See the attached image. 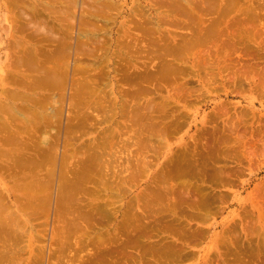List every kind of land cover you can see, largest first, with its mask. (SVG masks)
Instances as JSON below:
<instances>
[{"label":"rangeland","instance_id":"1","mask_svg":"<svg viewBox=\"0 0 264 264\" xmlns=\"http://www.w3.org/2000/svg\"><path fill=\"white\" fill-rule=\"evenodd\" d=\"M15 1L0 0V107L5 106V109L2 108L4 110L0 111L4 112L10 109L9 112L7 111L8 113H0V152L1 150L5 151V153L1 152L2 155L0 154V168H2V170L0 169V198L4 197L1 198L4 199L5 203L2 202V204L6 205V208L3 209L9 207V211L5 210L6 214L3 210L1 213H4L3 217L5 219L9 218V221H13L9 223H15L11 225L12 227L18 225L13 230L10 229L11 227L9 228L12 232L18 229L17 234L14 232L15 234L8 235L11 233L8 232V223H6L8 221L4 222V219L1 218L3 220L1 223L7 224L5 226L8 237L6 235L2 236L3 233L0 234V248L4 250L11 242L16 241L15 248H12L15 253L9 252V247L6 249L10 258L7 254L0 255L1 257L4 256L2 257L3 260L7 259L8 262L4 261V263L264 264V0H228L230 3L227 8L228 11L224 10L227 7L226 0H190L195 11L193 14L188 15L185 13L187 6L184 0H55L56 3L51 0L54 5L50 3V0H17L16 3ZM173 3L179 5L174 6L177 7L175 10L172 9ZM50 4L52 7H49ZM29 5L34 6L33 12L31 11L33 6L30 7V11L34 13V16L41 12L35 18H32L35 24L31 22L33 26L35 25L34 28L38 27L40 30L34 29L33 26L31 28L32 24L29 25L30 19L26 15L29 13L26 8ZM178 8L181 10L179 11ZM26 10L28 13H26ZM53 10L54 13L52 14ZM42 12L43 15L40 16ZM21 13L23 15L26 13L25 18H27L21 24L29 25L24 29H31L25 34L23 28L18 29L24 25L17 27L20 24V18L16 14L22 18ZM31 13H29L30 16ZM62 21L67 22L64 24ZM15 29L17 30L14 31ZM32 29L36 30L38 34L41 30L48 33L44 31L46 33L44 36L41 31V37L35 34V38L32 36L30 41L28 39V37L31 38L30 33H36ZM36 36L39 39H36ZM77 36H80L79 39ZM136 36L141 37V42L136 41L135 38H138ZM50 37L57 40L67 38L63 40L65 44L60 45H64L62 47L64 49L61 51L63 55H65L64 51H67L66 42L71 41V46L74 45L75 47L72 46L70 49H73L74 52L69 49L68 52L70 54L72 51L71 53L74 56L76 45H78L76 42L80 38L82 42H86V45L90 43L94 47L99 46L98 52V49L91 47L96 49L97 54H92L94 57L97 55V58L95 59L88 54H85V57L82 54L79 58L84 57L79 60L78 57L75 58L70 54L72 57L70 59L69 54H67L65 59L64 56L61 57V59L63 58L62 63L59 64L61 61L58 63L60 66L56 65L57 60L54 61L52 58L54 64L50 60L53 66L51 63L50 68L46 65L48 69L44 64L50 62L49 59H45L48 54L41 56L42 52L40 51H44V55L49 51L50 57L56 55V52L60 49L59 44L62 42L57 41L59 42L57 46L56 40L48 39ZM196 37H199V40L195 39ZM19 42L23 43V46H20V49L22 47L21 53L23 56H26L25 54L29 51L28 48H32L29 52L35 49L33 51L35 53L31 52L35 56L33 55L29 59V62L34 60L35 64L34 62L32 64L36 66L35 68L33 65V67H30L31 65L25 61V57V59L23 58L24 62L29 65L22 64L19 66L18 62L22 59V55L19 53L20 50L18 52L16 49V47H19L16 46ZM11 45L13 49H11ZM54 45L58 49H51ZM181 45L183 48L178 53L177 51ZM86 47L87 49L90 48ZM24 50H27L26 53ZM54 51L56 52L54 53ZM120 52L125 54H120ZM37 53L38 55H36ZM31 55L27 54L29 57ZM58 55L59 53L57 58L61 54ZM75 56L77 55L75 54ZM36 57L38 58L35 59ZM164 63L167 64L166 67L168 68L165 67L162 72ZM12 64L15 65H13L14 68ZM42 64L48 71L50 69L54 70L55 66L60 67V69L67 66L68 68L65 67L64 69L65 71L67 69L68 73L73 72L76 65L79 67L82 65L85 71L87 67L92 68L93 73H95L94 77L97 73L102 71V74L104 72L103 81L101 80L103 77L101 79L98 75V78L95 77L97 80L102 81L98 80V83L101 84L104 92L100 90L98 83L95 84V91L99 88L100 91L97 90L96 93L98 95L102 93L101 99L113 93L111 97L103 99L105 100V106L108 105L107 108L111 103L117 102V105L115 104V110L118 109L117 112L121 111L124 104L126 107L128 106V109L131 108L129 105L134 108L137 102L139 104V101L143 105L148 104V102H153V105L154 103L157 104L156 107L154 106L156 112L153 115H155V119L156 117L160 118L159 122L163 123V130L161 133L155 134L153 139L145 137L149 140V143L143 137L144 142L149 146L152 144L150 147L147 145L149 149L145 148L142 152L146 154L143 157L146 156L148 157L146 159L149 160L148 169H144L147 170V173L144 172L146 174L142 172L141 175L139 173L135 175L133 171L135 168L133 166L139 164L137 160L139 156L140 161L143 158L141 154H138L137 146L132 144L136 141V136L134 137L135 134H133L135 130L125 131L127 129H123L125 132L121 134V128H123L127 118L118 114L116 119L105 121L106 109L103 111L99 109L100 112L95 109L100 104L95 105L94 102L92 103L95 105L93 109L96 112L92 109V104L89 105V102L78 105V101L79 103L83 102L78 100L81 83L78 84L79 89L76 88L79 90V93L75 94V96L78 95V98H73L74 89L72 86L74 85L71 86V83L74 84L73 81L81 76L78 79L80 80L85 71L80 68L77 69V66L74 71L80 69L79 71H83V73L77 76L76 71L75 74H72L75 77H73L74 79L71 73L67 76V74H63L65 71H62L61 74L67 76L64 79L69 81L66 80L67 82L64 83L63 79V86L58 84L59 86L54 87L58 86V88L54 90H52V86H49L51 90H48L49 88L45 89V84L42 83V76L44 75ZM16 66L22 68L17 71ZM12 68L16 70L13 71ZM28 69L31 70V73L26 72ZM33 69L36 70L33 72ZM90 69L88 70L92 72ZM140 71L142 74L140 75H145L146 79L138 76ZM146 71H150L152 74ZM127 72L131 74H126ZM16 73L17 76L14 77L13 74L16 75ZM86 74L89 73H85L83 77ZM101 74L99 73V75ZM106 74L108 77H106ZM24 75L29 78L28 81L24 79L26 78L23 77ZM62 75L60 76L62 77ZM90 75H87L88 80L93 77L91 75L90 78ZM146 75H151V77H146ZM87 76L84 79L85 82L88 81ZM135 76L145 80H137L133 78ZM9 77H12V80ZM13 77H23L16 80L23 81L22 83H25L23 87L28 89L20 88L22 86L21 82H19L21 86L19 83L14 85L10 82L14 80ZM36 78L39 79V83ZM95 78L93 81L96 83ZM133 79L139 81L141 86H138L139 83ZM81 81L84 83L83 78ZM26 83L29 87L26 86ZM30 84H33V86ZM138 88L147 91L141 92V99H135L134 96L135 101L133 100V102L131 99L133 96L130 97L129 94L131 92L132 94L138 93ZM11 92H20V95L15 93L19 96H15V94L13 96ZM47 95L51 96L48 97ZM45 96L50 100L52 98L54 104H51L53 102H50V100L44 103L42 101L37 102L43 100ZM28 98L32 100L27 102ZM127 99L130 101L128 102L129 105L126 103ZM32 101L38 104L36 105ZM162 104L167 105L163 106ZM27 105H30L28 108L33 110L30 111L34 114L31 113L32 117L29 114L27 115ZM111 105L114 106V104ZM101 106L105 107L103 104ZM164 107H166V109H163L164 112L161 110V112H158L159 109ZM11 108L15 109L14 114H9L12 111ZM19 108L29 118L25 114H21ZM17 110L19 113L16 112ZM53 110L55 112L52 114ZM109 110L110 115L114 113L111 111H115L112 106ZM87 112L88 114L89 112H95L97 116L93 113L96 117L94 120L92 119L94 116L90 114L89 118L87 114L89 120H92L91 124L90 121L86 123L88 120L86 121L85 118L83 119L80 116ZM9 115H12V118L15 117L11 120ZM17 117L23 119L16 120ZM84 124L87 126L85 127ZM118 124L119 126L121 124L119 129L116 126ZM7 125H9V128ZM5 130L8 131L9 135L5 134ZM111 132L112 138H116H113L111 148H109L110 146L105 148L106 155H103L106 156L104 161L110 162H107L109 166L107 163V165L101 163L104 165L103 170L99 171V168L102 167L99 165L97 171L96 169L93 170L94 175L92 174V178H94L92 180L85 179L87 180L85 181L82 180V177L81 181L83 182H81L80 177L77 178V175L78 172L84 170L82 162L93 152V148H97L99 145L102 146L100 142H103L102 140L105 139L106 135L109 136ZM117 132L118 134H116ZM3 134L6 136H3ZM115 134L116 136H114ZM149 134L146 132V136ZM7 136H11V139L15 140H11L13 144H9L12 142L6 140ZM1 137L4 138V144L1 143ZM129 138L132 139L129 140ZM114 140L117 141L115 144ZM127 140L133 146L129 145L130 142ZM121 141H127L129 145L127 147L131 146V149L125 146L129 153L128 150L123 149V145H127V143ZM51 145L55 147L53 150L48 151L49 148L52 149ZM120 147L122 151H126L125 154H121ZM42 148H48L46 150L48 153L44 150L45 153L42 152L41 154ZM100 148L102 147L97 148L99 152H101ZM234 149L235 151H233ZM116 150H119L118 153H114ZM35 151L36 154L33 153ZM43 153L44 155L47 153V156L45 155L46 159L50 157L49 160H51L47 162ZM51 153L52 156H49L48 154L51 155ZM10 154L12 157H14V154H18L15 156L17 158L22 154L21 160L26 159L29 161L28 158L32 160L34 157L38 158L35 162L42 159L39 163L41 161L43 163L46 160L47 165L43 163L41 166L44 165V167L41 169L35 168V166L28 168V166H25L26 161L23 160L24 165L21 168L15 167L14 162L11 163L13 160H8L9 157L12 159ZM114 154L116 155L114 156ZM29 155L33 158L31 156L32 159L26 157ZM41 155L44 159L40 158ZM184 156L186 160H191V158H193L192 160H196V158L201 160L202 157H211V159L217 161H215V165L219 166L218 168L226 166L227 168L224 167L226 171L231 169L233 171L228 170V172L231 174L237 173L232 174L234 175L232 176V183L222 184V186L221 183L213 184L210 181L203 183L200 178L191 175L197 173L193 171L189 173L192 177L187 174L188 177H185L187 179L175 177V180L174 176L172 179L171 177L175 172L173 169L179 165L177 163L175 165V162H178L179 157L182 158L183 162H186ZM52 160H55V162ZM84 163H86V160ZM121 163L123 168H121ZM129 163L134 164L132 168H130ZM117 164L119 167H117ZM105 166L109 169H106ZM3 167H5V170H3ZM24 167L27 168L24 169ZM33 168L34 170H32ZM161 169L164 172L166 169V173L171 172L169 173L171 179L169 175L168 179L161 178ZM105 172L109 173L107 179L105 178L107 183L101 181L104 180ZM114 172L120 174H114ZM133 173L134 175H132ZM34 174L37 175L36 178L40 179L39 183L41 182L42 185L38 182V184L35 183L37 185L32 183L36 180ZM72 179L77 182H73L76 184L74 186L77 189L70 188L72 185L70 180L72 181ZM123 180H126L124 181L126 183ZM65 181L70 182L67 183L69 191L66 188ZM182 182H186L185 188L188 186L194 190L203 185L202 187L206 189L205 192L215 194L217 199V202L213 205L214 213L209 219H194L190 223L191 231L201 228L204 230V236L193 242L187 241V243L176 238L174 234L172 236L171 233L167 232L164 224L163 227H160L156 220L158 216H147L143 210L145 209V202L154 199V188L163 189L171 183L170 188L174 189L176 185V190V188L179 189L183 185ZM69 184H71L70 187ZM189 184L191 185L189 186ZM27 189L29 190L26 191ZM1 201L3 200H0V204ZM167 202L166 205L170 203V201ZM157 204L154 202V205ZM166 205L164 204L168 208L169 206ZM167 210L169 211V208ZM7 212L10 214L7 215ZM167 220L165 221L167 222ZM169 220L171 224V217ZM138 221L141 223L138 224ZM159 238L160 241L162 239L161 242ZM164 238L165 240H163ZM167 241L170 243L178 241L175 243L179 245L175 252L172 251L173 258L170 261L165 259L166 255L160 249L154 248L157 244H170ZM175 243H171L170 246ZM10 245L11 250V247L14 246H12V243ZM10 255L14 258L17 257L16 260L13 258L14 263H11L13 261ZM5 256H7L6 259ZM1 257L0 261L2 260ZM150 257L154 259L152 260Z\"/></svg>","mask_w":264,"mask_h":264},{"label":"bare ground","instance_id":"2","mask_svg":"<svg viewBox=\"0 0 264 264\" xmlns=\"http://www.w3.org/2000/svg\"><path fill=\"white\" fill-rule=\"evenodd\" d=\"M18 1H21V0H18ZM27 1H29V0H27ZM57 1H59V0H57ZM60 1H62V0H60ZM184 1H185L186 6H187V10H186L185 13H187V15H188V14H193L194 11H195V9L192 7V2H190V0H184ZM226 1H227V2H226L227 7H226L224 10H225V11H228L227 8H228V6L230 5V3L228 2V0H226ZM16 2H17V0L15 1V3H16ZM24 2H25V1H24ZM41 2H42V1H41ZM52 2H53V3H56L55 0H53ZM52 2H51V0H50V3H52ZM63 2L65 3V1H63ZM25 3H27V2H25ZM53 3H52V4H53ZM57 3H58V2H57ZM61 3H62V2H61ZM70 3H71V2H70ZM66 4H67V3H66ZM37 5H38V4H37ZM39 5H40V4H39ZM45 5H46V4H45ZM53 5H54V4H53ZM176 5H177V3H175V5H174V3H173V6H172L173 8H172V9L175 10L177 7L175 8L174 6H176ZM27 6H28V5H27ZM31 6H33V5H31ZM31 6L29 5V7H26L27 10L29 11V13H31V11H32V12L34 11V9H33L34 6H33V7H31ZM46 6H47V5H46ZM177 6H179V5H177ZM30 7H31L32 9H31ZM47 7H48V6H47ZM49 7H52L51 4H50ZM42 8H44V7H42ZM30 9H31V11H30ZM48 9H49V8H48ZM57 9H58V8H57ZM27 10H26V11H27ZM50 10H51V9H50ZM178 10L180 11L181 9L178 8ZM28 11H27L26 13H28ZM37 11H38V10H37ZM47 11H48V10H47ZM56 11H57V10H56ZM179 11H177V12H179ZM58 12H59V10H58ZM58 12H56V13H58ZM23 13H24V12H23ZM23 13H21V16H22L23 20H22L21 17L18 16V14H16V16H17L18 18H20V19H19L20 24H18L17 27H19V25H20V26L24 25V26H22L21 28L19 27L18 29H22V28H23V31H24L23 33L25 34V32L28 33L27 31H28V30H31V29H26V30H25L24 27L27 28V27H29V25L32 24L31 22L34 23V21H32V18H35V16H37V15H38L39 13H41V12H38V14L36 13L37 15H35V16H34V13H31V16H34V17H31L29 13H28V14L25 13V14L27 15V18L30 19V20H29V21H30V24H29V25H28V24H26V25H25V24H21L22 21H23L22 23H24V19H27V18H25L26 15H25V14L23 15ZM53 13H54V10H53L52 14H53ZM59 13H60V12H59ZM62 13H63V12H62ZM19 15H20V14H19ZM28 15H29V17H28ZM41 15H43V12H42V14H40V16H41ZM224 15H225V13H224ZM17 17H16V18H17ZM38 17H39V16H38ZM18 18H17V19H18ZM34 20H35V19H34ZM58 20H60V19H58ZM62 20H63V19H62ZM64 20H65V19H64ZM29 21H28V22H29ZM16 22H18V21L16 20ZM28 22H26V23H28ZM62 22H63V21H62ZM66 22H67V21H66ZM66 22H65V23H66ZM63 23H64V22H63ZM63 23H62V24H63ZM65 23H64V24H65ZM34 24H35V23H34ZM26 26H27V27H26ZM32 26H33V24L31 25V28H32ZM15 27H16V25H15ZM17 27H16V28H17ZM34 27H35V25L33 26V28H34ZM59 27H60V26H59ZM34 29L38 30L39 28L37 27V28H34ZM59 29H60V28H59ZM16 30H17V29H15L14 31H16ZM36 30H33V29H32V31H35L36 33L29 31V32H31V33H30V34H31V38L28 37L29 34L27 35V37H28V39H30V41L32 40V36L34 37L35 34H38V32H37ZM39 30H40V29H39ZM61 30H62V29H61ZM68 30H69V28H68ZM18 31H19V30H18ZM41 31L43 32L42 35H44V36H45L46 33H48V32L45 31V30H44V31H45L46 33H45L43 30H41ZM41 31H39V34H38L40 37L42 36V35H40V34L42 33ZM64 32L66 33V31H64ZM68 32H70V31H68ZM68 32H67V33H68ZM32 33H34V34L32 35ZM73 33H74V32H73ZM81 33H82V32H81ZM84 33L86 34V32H84ZM87 34H88V33H87ZM58 35H61V34H58ZM70 35L72 36V33H71ZM84 36H85V35H84ZM198 36H199V35H198ZM27 37H26V39H27ZM57 37H59V36H57ZM79 37H80V36H79ZM79 37L77 36L78 39H79ZM136 37H138V36H136ZM34 38H35V37H34ZM34 38H33V39H34ZM51 38H52V37H50V38H48V39H51ZM64 38H65V37H64ZM64 38H63V39L60 38L59 40L52 38L54 41L56 40L55 42L57 43V46H58V44H59L60 41L64 42V43L60 42V44H59L60 49L56 48L57 46L55 47V45H54V47H51V49H52V48H54L55 50L58 49L57 52L54 51V53L56 52V55H53V56L51 55V57H50V56H49V55H50L49 51L47 52L46 50H45V51H46L47 53H45V55L43 54L44 51H42V50L40 51V52H42V54H40V55H41V56H46V54H48V55L45 57V59H49L48 61H50V60H52V58H53L54 61L57 60V62H55V64L58 65V66H60L59 64L62 63V59H63V58L65 59V55H66V57H67V54H69L68 49H69V50H73V49H70V48H72V46L75 47L74 45L71 46V41H69L70 44H69L68 42H66V45H67V46H70V47L65 46V47L67 48V51H64V52H65V55H63V53H62L61 51H63L64 48H62V47H63L64 45H63V46H60V45L65 44V41H63V40H66L67 38H65V39H64ZM138 38H139V37H138ZM138 38H135L136 41H137V40L140 41V38H141V37H140L139 39H138ZM20 39H21V38H20ZM36 39H39V37L36 36ZM74 39H75V38H74ZM131 39H132V38H131ZM195 39L199 40V37H196ZM71 40H72V38H71ZM80 40H81V41H80ZM80 40H79L80 43H79V41L76 42V43L78 44V45H76L77 47H76V51H75V54H76L77 56H75V54H74V56H73V54L71 53L72 51L70 52V54H71L73 57H75V58L78 57L77 59L80 60V59H82V58L85 56V54H86V55L88 54V55H90V56H91V55L93 56L92 53H96V54H97V52L99 51V49H98L99 46H97V47L95 46V47H94V46H92L90 43H89V44H90V46H89L88 43H87L88 45H86V42H84V41L82 42V39H81V38H80ZM23 41H24V40H23ZM57 41H59V42H57ZM133 41H134V39H133ZM133 41H132V42H133ZM37 42L39 43L40 41L38 40ZM51 42H52V41H51ZM55 42H53V43L56 44ZM118 42H119V41H118ZM132 42H131V43H132ZM140 42H141V41H140ZM53 43H51V44L53 45ZM116 43H117V42H116ZM12 44L15 45L14 43H12ZM31 44H32V43H31ZM68 44H69V45H68ZM128 44L130 45V42H129ZM128 44H127V46H129ZM132 44H133V43H132ZM7 45H8V44H7ZM21 45L23 46V43L21 44L20 42H19V44L17 43V45H16V46H19V47H16V49L18 50V52H19V50H20L19 53H21V50H22V47H21V49H20V46H21ZM96 45H97V44H96ZM133 45H134V44H133ZM86 46H88V48H89V47H90V48H91V47H94V48H96V49H98V50H97V52H96V49H94V48H91V49L89 48V49H87ZM127 46H126V47H127ZM13 47H14V46H13ZM184 47H185V46H184ZM23 48H25V47H23ZM61 48H62V50H61ZM66 48H65V49H66ZM83 48H84V49H83ZM85 48H86V50H85ZM182 48H183V46L181 45V46L179 47V49H178L177 52L179 53L180 50H181ZM11 49H13V48H12V45H11ZM28 49H29V51L32 50V48H28ZM165 49L167 50V47H166ZM34 50H35V49H34ZM34 50H33V51H34ZM92 50H94L95 52H93ZM24 51H25V50H24ZM24 51H23V54H24ZM26 51H27V50H26ZM26 51H25V53H26ZM29 51L27 52V54H28V55H31V54H32L31 52H33V51H31V52H29ZM66 52H68V53H66ZM73 52H74V50H73ZM76 52H77V53H76ZM33 53H35V52H33ZM51 53H53V51H51ZM58 53H59V55L61 54L60 57H59L60 59L57 58V54H58ZM121 53H123V52H120V54H121ZM178 53H177V54H178ZM16 54H17V53H16ZM27 54H25L26 56H23L22 53L20 54V55H22V57H21L22 59H20V58H19V59H20V61H21V60H23V61H21V62L19 61L21 64L18 62L19 66L22 65V64L28 66L29 64H28L27 62H29V59H30L33 55L35 56V54H32V55L29 57V56H27ZM70 54H69L68 56H69L70 59H71L72 57H71ZM78 54H79V55H78ZM82 54H83L84 56L81 57V58H79V56L82 55ZM117 54H118V53H117ZM124 54H125V53H123V55H124ZM17 55H19V54H17ZM36 55H38V53H37ZM59 55H58V56H59ZM127 55H128V53H127ZM62 56H64V57L61 59ZM90 56H89V57H90ZM92 56H91V57H92ZM95 56H96V57H94V56H93V57L96 59V58H97V55H95ZM19 57H20V56H19ZM24 57H25L26 59H25ZM27 57H28V60H27ZM38 57H39V56H38ZM38 57H36L35 59H37ZM48 57H50V58H48ZM55 57H56V58H55ZM85 57H86V56H85ZM123 57H124V56H123ZM13 58H14V57H13ZM17 58H18V57H17ZM23 58L25 59V61H27V62H26L27 64H25ZM75 58H74V59H75ZM99 58H100V57L98 56V59H99ZM125 58H126V57H125ZM58 59H59V60H58ZM77 59H75V60H77ZM17 60H18V59H17ZM17 60H16V61H17ZM53 60H52V62H53V64H54V61H53ZM31 61H32V60H31ZM59 61H61V62L59 63ZM77 61H78V60H77ZM22 62H23V63H22ZM33 62H34V60H33ZM33 62H29L30 65H31L30 67H33V66H34L35 62H34V64H32ZM52 62H51V61L48 62V63L45 62V63H44V64H45V67H47L46 65H48V67H49L50 63H51V65L53 66ZM100 62H101V61H100ZM15 63H16V62H15ZM42 63H43V62H42ZM58 63H59V64H58ZM75 63H76V62H75ZM93 63H95V62H93ZM18 64L16 63V65H18ZM44 64H42L43 67H44ZM13 65H14V64H12V67L14 68L15 65H14V66H13ZM32 65H33V66H32ZM27 66H25V67H27ZM52 66H51V67H52ZM58 66H55V67H54V70H55V71H54L53 69H50V70L48 71L47 69H45V67L43 68V72H42V73H44V75L42 76V77H43V81H42V83L45 84V89H48L49 86H52V90H54V89L58 88L59 85L63 86L64 83H66L67 81H69V80L64 79V78H66L67 76H69L70 73H71V75H72V74H75L76 71H77L76 75L79 76V75H82V73H83L82 70H81L82 72H80L79 70H80V69H83V70L85 69V68H83L84 66H82V65H81L82 68L79 67L78 65H76V66L74 67V69H75L77 66H78L77 69H78V68H80V69H79V70L76 69V71H74V69H73V72L71 71L70 73H68V72H67V69H66V71H65V69H64V68L67 67V66L62 67L63 70H62V68L60 69V67H58ZM95 66H96V64H95ZM163 66H164V67H163L162 70H161L162 72L164 71V68L167 66V64L164 63ZM23 67H24V66H23ZM30 67H29V68H30ZM35 67H36V66H34V68H35ZM48 67H47V68H48ZM93 67H94V66H93ZM13 68H12V69H13ZM15 68L17 69V71H19L18 69H20V68H22V67H17V66H16ZM49 68H50V67H49ZM49 68H48V69H49ZM55 68H57V69H55ZM67 68H68V67H67ZM127 68H128V67H127ZM166 68H168V67H166ZM169 68H170V67H169ZM16 69H13V71L16 70ZM44 69H45V70H44ZM88 69H90V68L87 67V68H86V71L84 70L85 72H84L83 75H82L83 81H84V79H85V77H86L87 75H90V72H91V71H89ZM128 69H129V68H128ZM34 70H36V69H33V72H34ZM56 70H57V71H56ZM58 70H59V71H58ZM60 70H61V71H60ZM90 70H92V68H91ZM28 71H29V72H28ZM30 71H31L30 69L26 70V72H28V73H31ZM44 71H45V72H44ZM62 71H65L63 74H65V75L67 74V76L62 75V74H61ZM78 71H79V73H78ZM87 71H89V72H87ZM93 71H94V70H92V72H91V73H92L91 75H92L93 77L91 78V75L89 76V77L91 78V79H89L90 81L88 80V76H87V78H86L89 82L86 80L87 82L84 81V83H82V81H81L82 78H81L80 80H78V79L81 77V76H80V77L77 78V80L75 79V80L73 81L74 84L71 83V86L74 85V86H72V88H73L74 90H75L76 88H78V86L80 85V83H81V85H82V86L79 87L80 89L78 88L79 90H81V92H80V94H79V96H80L79 98H80V99L78 98V95L75 96V94H78V93H79V92H78V91H79L78 89H76V91L73 90V95H74L73 98L75 97V98H78V100H80V101L82 100V101H83V102L81 101L82 103H79L78 100H75L76 102L78 101V105H79V104H80V105H81V104H84V102H85V103L89 102V105H90V103L92 104L93 102H94L95 105H99V104H100V106H98V107H96V108L93 107V106H95V105H93V104L91 105V107H92V109L95 108V109L97 110V112H100L99 109H101L102 111L106 109V110H105V113H106V111H107V113H106V117H104V119L106 118L105 121H106L107 119H111V120L116 119L117 116H118V114H119V115H122V116H125V117L127 118V121H125L124 126H123V128H121V129H122V131H123V129H127V130H125V131H133V130H135V131H133V132H134L133 134H135L134 137L136 136V141H135V143H132V144H134V146H137V148H138V149H137V152H139L138 154H141V156H142V158H143V159H141V161H140V160H139V159H140V156L137 154V155L139 156V159H137V160L139 161V164H140V165H139V164H136L135 166H133L134 164L132 165V164L129 163V165L131 166L130 168H132V166H133V168L135 167L134 170H133V171L135 172V175H137L138 173L140 174V173H142V172H143V174H146V173H147V170L145 171L144 169H148V166H149V162H148V161H149V160L146 159V158H148V157H146V156L143 157V156L146 155V154H143L142 152H143V150H144L145 148H148V149H149V147H150L152 144H150V146H149V144H147V143L144 142V141L147 140V139L150 138V137H151L150 139H153V137L155 136V134L161 133V131L163 130V123H162V122H159V121H160V118L158 117V118H159V119H158V118L156 117V119H155V117H154L155 115H153V114L156 112V111H154V108L156 107L157 104L155 105V103H154V105H153V104H152L153 102H152V103H151V102H148V104L146 103L145 105H143L142 103L140 104V101H139V104H138V102H137V104H136V105L134 106V108H133L131 105H129L128 102H130V101H128V99H127V100H126V103H128V105H129L131 108L128 109V108H127L128 106L126 107V105L124 104V106L121 108V111H120V112H117L118 109L116 108V110H115V106L117 105V102L115 101L116 103H114V102L111 103V104H114V106L111 105V104L109 105V108H111V106H112V107H113V110H115V111H111V112H114V113H113V114L111 113L112 115H110V110H112V109L109 110V108H107L108 105L105 106V100H104V99H105V98H109V97H111V96L113 95V93H112V95H111V94H110V95H107L108 97H105V98L103 97L104 99H103V98L101 99V96H102L101 94H102V93H101L100 95H98V94L96 93V91L98 90V92H99L100 90H102V92H104V90L101 88V84L98 83V82L101 81V80L103 81V79H104V75H103L104 72H103L102 74H101L102 71L99 72V73H100L101 75H103V76L99 75V73L96 74V76H97V75L100 76V77H99L100 79L103 77L101 80L98 79V80H99V81H98V80L95 78L96 76L94 77V74H95V73H93ZM127 71H128V70H127ZM33 72H32V73H33ZM57 72H58V73H57ZM59 72H60V73H59ZM66 72H67V73H66ZM146 72H147V71H146ZM146 72H145V74H147V73L152 74V73H150V71H148L147 73H146ZM162 72H161V73H162ZM22 73H23V72H22ZM42 73H41V74H42ZM85 73H89V74H86V76L83 77V76L85 75ZM129 73H130V72H129ZM129 73L127 72L126 74H129ZM161 73H160V75H161ZM41 74H40V75H41ZM57 74L62 75V77H61L60 75H57ZM78 74H79V75H78ZM130 74H131V73H130ZM140 74H141V71L139 72V75H138V76L145 78V77H144L145 75H144V76H141L142 74H141V75H140ZM162 74H163V73H162ZM11 75H12V73L10 74V76H11ZM27 75H28V74H27ZM29 75H32V74H29ZM76 75H75V76H76ZM132 75H133V74H132ZM132 75H131V76H132ZM13 76H14V77L17 76V73H16V75L13 74ZM20 76H21V74H20ZM64 76H65V77H64ZM77 76H76V77H77ZM98 76H97V78H98ZM129 76H130V75H129ZM138 76H135V77H133V78H135V79H137V80H138V79H139V80H143V81L146 79V78H145V79L138 78ZM147 76H149V75H146V77H147ZM14 77H13V78H14ZM23 77H26V76L24 75ZM23 77H22V78H23ZM73 77H74V76L72 75V78H73ZM106 77H108L107 74H106ZM149 77H151V75H150ZM11 78H12V77H11ZM11 78L9 77L10 80H12ZM17 78H20V77H16V78H14L15 81L13 80V81H10V82H12L14 85H15V84H18L19 82H21L22 86H21L20 83H19V85L21 86L20 88H25V87H23V86H25V85H24L25 83H22L23 81H20V80L17 81V80H16ZM22 78H20V79H22ZM61 78H62V79H61ZM74 78H75V77H74ZM74 78H73V79H74ZM94 78H95V80H97L96 83H95V81H93ZM129 78H130V77H129ZM24 79H27V81H28L29 78L26 77V78H24ZM36 79L38 80L37 82L39 83V79H38V78H36ZM41 79H42V78H41ZM41 79H40V83H41ZM63 79H64V81H65L64 83H62V82H63ZM68 79H69V77H68ZM70 79H71V77H70ZM73 79H72V80H73ZM131 79H132V77H131ZM135 79H133V80H134L135 82H138V83H139V81H137V80H135ZM60 80H62V81H60ZM66 80H67V81H66ZM133 80H132V82H134ZM16 81H17V82H16ZM32 81H33V80H32ZM35 81H36V80L34 79V82H35ZM75 81H76V82L78 81V82L76 83ZM102 81H101V82H102ZM15 82H16V83H15ZM24 82H25V81H24ZM37 82H36V84H38ZM140 82H142V81H140ZM30 83H33V82H30ZM97 83L99 84L98 87H100L101 89L99 90V88L96 86L98 89L95 91V89H96V88H95V84L97 85ZM26 84H27L26 86H28V83H26ZM33 84H35V83H33ZM33 84H30V85L33 86ZM58 84H59V85H58ZM62 84H63V85H62ZM75 84L77 85L76 87H75ZM78 84H79V85H78ZM46 85H48L47 88H46ZM56 85H58V86H57L56 88H54ZM135 85H136V83L134 84V86H135ZM137 85H138V84H137ZM38 86H39V85H38ZM138 86H141L140 83H139ZM28 87H29V86H28ZM41 87H42V86H41ZM42 88H44V87H42ZM135 88H136V87H135ZM25 89H28V88H25ZM30 89H32V88H30ZM133 89H134V88H133ZM136 89H137V88H136ZM136 89H134V90L137 92ZM140 89H141V88H140ZM48 90H51V87H50ZM139 91H140V92H139ZM144 91H147V90H146V89H145V90H144V89L139 90V88H138V93H134V92H133L134 94H132V92H131L129 95H131L130 97L133 96V97L131 98L132 101L134 100V96H135V99H137V98H138V99H141V98H140V96L142 95L141 92L144 93ZM77 92H78V93H77ZM11 93H13V92H11ZM15 93H17V92H15ZM15 93H13L12 95L14 96ZM21 93H22V92H21ZM51 93H53V91H51ZM145 93H147V92H145ZM17 94L20 95V92L17 93ZM19 95H16V94H15V96H19ZM52 95H53V94H52ZM127 95H128V94H127ZM129 95H128V96H129ZM144 95H146V94H144ZM144 95H143V96H144ZM147 95H148V94H147ZM47 96H48V95H47ZM49 96H51V95H49ZM49 96H48V97H49ZM26 97H27V96H26ZM28 97H30V96H28ZM48 97L45 96V98H43V100H44V99H45V100L47 99L46 101H43L42 99H41V100L37 99V100H39V101H37V100H36V101H37V102L42 101V102L44 103V102H47L48 100H50V98H48ZM141 97H142V96H141ZM12 98H13V97H12ZM22 98H23V97H22ZM75 98H74V99H75ZM19 99H20V98H19ZM32 99H33V96H32ZM32 99H31V100H32ZM35 99H36V98H35ZM125 99H126V98H125ZM31 100L28 98L27 102H28V101H31ZM103 100H104V102H103ZM101 101H102L103 103H102ZM134 101H135V100H134ZM134 101H133V102H134ZM32 102H33V101H32ZM50 102H53L52 98H51ZM111 102H112V101H111ZM30 103H31V102H30ZM33 103H35L36 105L38 104V103H36L35 101H34ZM55 103H57V102H55ZM101 103H102L105 107L101 106V105H102ZM124 103H125V102H124ZM135 103H136V102H135ZM149 103H151V104H149ZM27 104H28V103H27ZM35 104H33V105H35ZM51 104H54V102L51 103ZM59 104H60V103H59ZM73 104H74V102H73ZM115 104H116V105H115ZM30 105H32V104H30ZM30 105H29V106H30ZM150 105H151V106H150ZM162 105H163V104H162ZM165 105H167V104H165ZM165 105H163V106H165ZM29 106L27 105L26 107L28 108ZM53 106H54V105H53ZM53 106H52V107H53ZM154 106H155V107H154ZM4 107H5V106H4ZM4 107H2V108H4ZM21 107H23V106H21ZM34 107H35V106H34ZM89 107H90V106H89ZM89 107H87V108H89ZM99 107H100V108H99ZM102 107H103V109H102ZM125 107L127 108V110H125V109H126ZM157 107H158V106H157ZM161 107H162V106H161ZM161 107H160V108H161ZM166 107H167V106H166ZM166 107H164V108H162V109H159V111H158V110H157V111H158V112H161V111L164 112L163 109H166ZM0 108H1V107H0ZM2 108H1L0 110H2ZM8 108H10V107L8 106ZM23 108H24V107H23ZM31 108H32V106H31ZM53 108H54V107H53ZM57 108H58V107H57ZM97 108H98V109H97ZM167 108H168V107H167ZM4 109H5V108H4ZM4 109H3V110H4ZM19 109H21V108H19ZM24 109H25V108H24ZM28 109H30V108H28ZM28 109L26 110V112H27V115L29 114V116H30L31 113L33 114V112H30V111H33V110H31V109L28 110ZM54 109H55V108H54ZM92 109L89 108V110H92ZM95 109H93V110H95ZM155 109H156V108H155ZM3 110H2V111H3ZM9 110H10V109H7V110H5L4 112H7V111L9 112ZM11 110H12V111H10L9 114H14L15 112L13 113V111H14L15 109L13 110V109L11 108ZM21 110H22V109H21ZM21 110H19V111L21 112V114H25V116H27L26 113H24L23 110H22V111H21ZM48 110H49V109H48ZM96 110H95V112H96ZM160 110H161V111H160ZM2 111H0V113H1ZM28 111H29V112H28ZM51 111H52V110H51ZM153 111H154V112H153ZM165 111H166V110H165ZM4 112H2V113H4ZM8 112H7V113H8ZM11 112H12V113H11ZM16 112H18V110H17ZM54 112H55V111L53 110L52 114H53ZM95 112H93L94 115H95ZM108 112H109V113H108ZM152 112H153V113H152ZM18 113H19V112H18ZM18 113H17V114H18ZM47 113H48V111H47ZM93 113L89 112V114H88V112H87L86 114L84 113V115H80V116H81V118L83 117V119L85 118L84 120H86V121L88 120L86 123H89V121H90V124H91V123H92V120H91V119L89 120V118H90L91 115L94 116ZM87 114L89 115V118H88ZM90 114H91V115H90ZM33 115H34V114H33ZM33 115H31L30 117H32ZM9 116H10L9 118H11V120L15 117L14 115H13V116H14L13 118L11 117L12 115H9ZM25 116H24V117H25ZM84 116H85V117H84ZM95 116H96V115H95ZM95 116H94L92 119H94V118L96 119L97 116H96V117H95ZM18 117H19V116H18ZM18 117L16 118V120L19 119ZM22 117H23V116H22ZM22 117H21V119H19V120H22V119L24 118V117H23V118H22ZM25 118H26V117H25ZM27 118H29V117L27 116ZM78 118H79V117H78ZM83 119H82V120H83ZM95 119H94V120H95ZM157 119H158V120H157ZM16 120H14V121H16ZM25 120H26V119H25ZM9 122H10V121H9ZM11 125H12V123H11ZM11 125H10V126H11ZM235 125H236V124H235ZM5 126H6V125H5ZM5 126H3V127H5ZM7 126H8V128H9V125H7ZM84 126L86 127L87 125L84 124ZM116 126H118L117 128L119 129L120 126H121V124H120V126H119V124L116 125ZM236 126H237V125H236ZM11 127H12V126H11ZM124 127H125V128H124ZM5 129H6V128H5ZM128 129H130V130H128ZM10 130H11V128H10ZM6 131H7V130H5V134L7 135L9 129H8L7 133H6ZM122 131H121V134H124L125 131H123V132H122ZM146 132H147V133H150V134L146 136ZM9 134H10V131H9ZM9 134H8V135H9ZM116 134H118V132H117ZM116 134H115L114 136H116ZM6 135L3 134V136H6ZM11 135H12V134H11ZM3 136H2V137H3ZM112 136H113V135H112V132L109 134V136L106 135L105 139L103 138L104 140H102L103 142H100V144L102 143V144H101L102 146H100V145L98 146V144H97V146H98V147H97V146L95 145L98 149H99V147H102V148H103V149L100 148L101 152H99L97 148H93V147H92V148H93V150H92L93 152L90 151V152H92V153H91V154L89 153L90 155L88 156V158L86 157L88 160L85 159V160H86V163H84L85 160L82 162V163L84 164V165L82 164L83 167H84V170H83V168H82V170H83L84 172L81 171L82 174H81V172H78V175H77L78 177H77V178L80 177V181H81L82 177H83L82 180H85V179H87L88 181L92 180V179L94 178V177L92 178V174L94 175L93 170L95 171V169H96V171H97L98 168H99L98 166L101 165L102 167L100 166L101 168H99V171H101V170H103L102 168L104 167V165H107L108 163H110V162H108V161H107L108 163H107L106 161H104V159H105L106 156H103V155H106L105 148L108 147V146H110V145H112V143H113V138H116V137H113V138H112ZM228 136H229V135H228ZM228 136H227V137H228ZM2 137H1V139H2L1 143H3V141H4V140H3L4 138H2ZM13 137H15V136H13ZM117 137H118V135H117ZM132 137H133V136H132ZM134 137H133V138H134ZM143 137H144V138L146 137L147 139L145 138V140H144ZM5 138H6V137H5ZM131 139H132V138H131ZM131 139L129 138V140H131ZM6 140H8V142H9V141H10V142L15 141V140H13V138L11 139V136H10V137L7 136V139H6ZM11 140H12V141H11ZM127 141H128V140H127ZM127 141H125V142L127 143V145H123V149L125 148L124 150L131 149V146H133V145L131 144V142L128 141V142H130L129 145H131V146H130V147H127V146H129ZM132 141L134 142V139H133ZM150 141H151V140H150ZM222 141H223V140H222ZM222 141H221V142H222ZM5 142H6V141H5ZM115 142H117V141L114 140V144H115ZM121 142H123V141H121ZM125 142H123V143H125ZM147 142L149 143V140H147ZM6 143H7V142H6ZM14 143H15V142H14ZM145 143H146V144H145ZM152 143H154V142H152ZM3 144H4V143H3ZM9 144H13V142H12V143H9ZM223 144H225V143H223ZM238 144H239V143H238ZM0 145H1V144H0ZM5 145H6V144H5ZM147 145H148L149 147H147ZM220 145H222V143H220ZM3 146H4V145H3ZM52 146H53V145H51V148H52V149H50V148L48 149V148H47L48 151L54 149L55 146H53V147H52ZM90 146H91V145H90ZM92 146H93V144H92ZM125 146H126L128 149H126ZM239 146H240V145H239ZM239 146H238V147H239ZM111 147H112V146H110L109 148H111ZM87 148H88V147H87ZM230 148H232V147H230ZM230 148H228V149L230 150ZM47 149H45V148L43 149V148H42L41 154H42V152L45 153V151H46ZM95 149H96V150H95ZM120 149H121V151H120L121 154H125L126 151H125V152L122 151V148H121V147H120ZM212 149H213V148H212ZM232 149H233V148H232ZM44 150H45V151H44ZM146 150H147V149H146ZM21 151H22V150H21ZM117 151H119V150H116V152H114V153H118ZM131 151H132V150H131ZM210 151H211V150H210ZM233 151H235V149H234ZM1 152H4V153H5V151H2V150H1ZM1 152H0V154H1ZM46 152H47V151H46ZM4 153H3V155H4ZM8 153H10V152H8ZM8 153H6L7 156H9ZM19 153H20V152H19ZM33 153L36 154V151L33 152ZM44 153H43V155H44ZM47 153H48V152H47ZM47 153H46V154H47ZM104 153H105V154H104ZM107 153H108V152H107ZM128 153H129V150H128ZM205 153H206V152H205ZM11 154H13V153H11ZM11 154H10V155H11ZM22 154H23V152H22ZM22 154H20V155L18 156V158L15 157V156H17L18 154H17V155L14 154V157H12V155H11L12 159H10V157H9L8 160H10V161L13 160L11 163L14 162L15 167L18 166V167L21 168V166L24 165L23 160H25V161H26L25 166H28V168H29V167H34V166H35V168H39V169H41V168L44 167V165L41 166L43 163H44L45 165H47V164L45 163L46 160H47V162L51 160V159L49 160L50 157H48V159H46V158H47V157H46V156H47L46 154H45L46 156L44 155L46 160H44L45 162H43V163H42V161H41V163H39L40 160H42V159H40V158H43L42 155H41V157L38 156V157H40V158H39V159H40L39 162H37V161L35 162V160H36V159L38 160V158H35V157H34V159H32L33 156H31V155L26 156V157L28 158V157L31 156L32 158H31V157H30V158H31L32 160H30L29 158H28L29 161H27L26 159L21 160V157H22L21 155H22ZM37 154H38V153H37ZM39 154H40V153H39ZM39 154H38V155H39ZM121 154H120V155H121ZM210 154H211V153H210ZM1 155H2V154H1ZM24 155H25V154H24ZM24 155H23V156H24ZM48 155H49V156H52V153H51V155H50V154H48ZM115 155H116V154H114V156H115ZM4 156H6V155H4ZM35 156H36V155H35ZM110 156H111V155H110ZM121 157H122V156H121ZM1 158H2V156H1ZM23 158H24V157H23ZM51 158L53 159V157H51ZM179 158H180V157H179ZM179 158H178V162H175L176 159L174 158V160H175V161H174V162H175V165H176V163L179 164V165L175 166L174 169H173V168H170V169H173V171L176 172V173L174 172V174L172 175V177H171L172 179H173V176H174V179H175V177H177V178L180 177V179H181V177H182V178L188 177V175H190L189 173H190L191 171H193V172H197V173H196V174H191V175H192L193 177L200 178V179H201L200 181H202L203 183H205L206 181H207V182L210 181V182L213 183V184L221 183V186H222V184H226V183L229 184L230 182L232 183V176L235 175L234 173H237V172H234V173H232V174H234V175H232L230 172H232L233 170L231 171V169H230V170L228 169L230 172H228V170L226 171V169H225V168H227L226 166H224L225 168H224L223 166H222L223 168H222V167L218 168L219 166L215 165V161H216V160L214 161L213 159H211V157H207V156H206V157H202L201 160H200V158H199V160H198L196 157H194V158H196V160H192L193 158H191V160L194 161V162H192V161L189 160V159L186 160V157H185V156H184V158H185L186 162H183L182 158H180V159H179ZM188 158H189V157H188ZM43 159H44V158H43ZM102 159H103V161H102ZM135 159H136V158H135ZM82 160H83V159H82ZM105 160H106V159H105ZM130 160H131V159H130ZM172 160H173V159H172ZM188 160H189V161H188ZM236 160H238V159H236ZM52 161L55 162V160H52ZM109 161H110V159H109ZM117 161H118V160H117ZM117 161H116V162H117ZM216 162H217V161H216ZM101 163L104 164V165H102ZM106 163H107V164H106ZM118 163H119V162H118ZM172 163H173V162H172ZM49 164H50V163H49ZM51 164H52V163H51ZM126 164H127V162H126ZM2 165H3V164H2ZM12 165H13V164H12ZM39 165H40V167H39ZM121 165H122V163H121ZM121 165H120V166H121ZM0 166H1V165H0ZM36 166H38V167H36ZM108 166H109V164H108ZM126 166H127V165H126ZM168 166H169V165H168ZM170 166H171V165H170ZM216 166H217V167H216ZM10 167H11V166H10ZM13 167H14V166H13ZM45 167H46V166H45ZM94 167H95V168H94ZM117 167H119L118 164H117ZM8 168H9V167H8ZM25 168H27V167H24V169H25ZM105 168H106V169H109V167L107 168V166H105ZM121 168H123V165L121 166ZM121 168H120V169H121ZM124 168H126V167H124ZM127 168L130 169L129 166H127ZM0 169L2 170V168H0ZM39 169H38V170H39ZM3 170H5V167H3ZM6 170H8V169L6 168ZM26 170H30V169H26ZM32 170H34V168H33ZM125 170H126V169H125ZM161 170H162V169H161ZM161 170H160L161 174H160V172H158V173L160 174V177H161V178H162V177L167 178L168 175H169V173H171V172H169L170 170L168 171L169 173H166V169H165V172H164L163 170H162V171H161ZM167 170H168V169H167ZM36 171H37V169H36ZM36 171H35V172H36ZM126 171H127V170H126ZM173 171H172V173H173ZM234 171H235V170H234ZM236 171H237V170H236ZM32 172H33V171H32ZM106 172H107V171H106ZM106 172H105V173H106ZM144 172H146V173H144ZM239 172H240V170H239ZM239 172H238V173H239ZM79 173H80V174H79ZM97 173H98V172H97ZM103 173H104V172H103ZM116 173H117V172H116ZM116 173L114 172V174H116ZM31 174H32V173H31ZM36 174H38V173L36 172ZM48 174L50 175L51 172L48 173ZM108 174H109V173L104 174L105 176H104V180H101L102 182H106V183H107V180H106V179H107V177L109 176ZM117 174L119 175L120 173H117ZM166 174H167V175H166ZM187 174H188V175H187ZM132 175H134V173H133ZM140 175H141V174H140ZM191 175H190V176H191ZM34 176H35V174H34ZM34 176H33V177H34ZM36 176H37V175H36ZM36 176H35V178H36ZM115 176H116V175H115ZM170 176H171V175H169V178H170ZM192 176H191V177H192ZM33 177H32V178H33ZM101 177H102V176H101ZM110 177H111V176H110ZM155 177H156V176H155ZM155 177H154V178H155ZM105 178H106V179H105ZM171 178H170V179H171ZM33 179H34V178H33ZM33 179H32V181H33ZM70 179H71V178H70ZM102 179H103V177H102ZM167 179H168V178H167ZM185 179H187V178H185ZM34 180H35V179H34ZM67 180H68V179H67ZM67 180H66V181H67ZM87 180H85V181H87ZM175 180H176V179H175ZM183 180H184V179H183ZM183 180H182V181H183ZM195 180H196V179H195ZM32 181H31V182H32ZM39 181H40V179L36 178V180L33 181L32 183H34V184L37 183V182L39 183ZM66 181H65V183H66V188H68V187H67V186H68L67 183H68L69 181H68V182H66ZM74 181H75V180H73V179H72V181L70 180V182H72V185L69 184V187H70V185H71V187H70L71 189H74V188L77 189V188L74 186V184L77 183V182L75 181V183H73ZM124 181H126V180H123V182H124ZM196 181H197V180H196ZM70 182H69V183H70ZM78 182H79V180H78ZM81 182H83V181H81ZM155 182H156V181H155ZM32 183H31V185H33ZM38 183H37V184H38ZM124 183H126V182H124ZM124 183H123V184H124ZM182 183H183V185H182L181 187L178 186L179 189L176 188V190H175V186H176V185H175V186L173 185V186H174V189H171V188H170V187H171V183H170V185H169L168 187L163 188V189H157V188H154V191H153V192H154V194H155V197H153L154 199H150V200H147V202H145V204H144L145 209H143V210H144V212L147 214V216H148V215H150V216H154V217H155V216H156V217L158 216V219H156V218H155V219L157 220V223H158V225H159L160 227H163V224H164V228L167 230V232L171 233V235L174 234V235L176 236V238H178L179 240L181 239L182 241H184V242L187 243V241H191V242H193V241H196L197 239H199V238H201V237L204 236V230L201 229V228H198V229H196V230H194V231H191V230H190V223H191V221H193L194 219H201V220H207V219H209V218L212 216V214L214 213L213 205H214L215 202H217V201H216L217 199H216V195H215V194H213V193H212V194H211V193L209 194L208 192H205L206 189L202 187L203 185L197 187L196 190H194L193 188L188 187V186H186V188H185V185H187L186 182H182ZM28 184H29V183H28ZM37 184H35V185H37ZM39 184L42 185L41 182H40ZM62 184H63V183H62ZM180 184H181V183H180ZM35 185H34V187H35ZM75 185H76V184H75ZM77 185H79V184H77ZM104 185H106V184L104 183ZM164 185H165V184H164ZM190 185H191V184H189V186H190ZM196 185H197V184H196ZM38 186H39V185H38ZM62 186H63V185H62ZM72 186H74V187H72ZM165 186H166V185H165ZM30 187H31V186H30ZM30 187H28V188H30ZM60 187H61V186H60ZM77 187H78V186H77ZM187 187H188V188H187ZM32 188H33V186H32ZM36 188H37V186H36ZM259 188H260V186H259ZM33 189H34V188H33ZM59 189H60V188H59ZM71 189H70V190H71ZM28 190H29V189H27L26 191H28ZM35 190H37V189H35ZM35 190H34V191H35ZM66 190H67V189H66ZM66 190H65V192H66ZM68 191H69V188H68ZM71 191H73V190H71ZM71 191H70V193H71ZM195 191H196V192H195ZM63 192H64V191H63ZM0 196H1V195H0ZM3 196H4V195H3ZM1 198H4V197H1ZM1 198H0V200H3V201H1V204H0V214H2V215H0V234L3 233L2 236L8 234V232H9V233H10V232L12 233V234L10 233V234H8V235H13L14 232L17 234V230H18V229H17L16 231H14V232H12L11 230H13V228H14L15 226H18V225L16 224L14 227H12L11 225H14L15 223H14V224H13V223L11 224V223H9V222H13V221H9V220H10L9 218H8V219H9V220H8V219H5V218L3 217L4 213L6 214V211H9V207H7V209H5L6 211L3 209V208H6V205L4 206V205L2 204V202L4 203V199H1ZM152 201H154L156 204H157V203H158V204H157V205H154V202H153V204H152ZM166 201H168V202L170 201V203H169L168 205H166ZM171 201H173V202H171ZM168 202H167V203H168ZM4 204H5V203H4ZM164 204H165L166 206H169V207H168V208H169V211L167 210L168 208L164 206ZM160 206H161V207H160ZM155 207H157V208L155 209ZM2 210L5 211V212H4V213H1V212H3ZM149 211H150V213H149ZM81 213H82V212H81ZM148 213H149V214H148ZM9 214H10V213L7 212V215H9ZM7 215H5V216H7ZM10 216H11V215H10ZM10 216H9V217H10ZM11 217H12V216H11ZM168 217H169V219H170V217H171V222H172L171 224L169 223L170 220L168 219ZM1 218L4 219V222L8 221V222H6V223H8V225H7L6 223H3L4 226H5V224L7 225V228H8V229L11 227V228H10L11 230L9 229L8 232H7V230H6V229H7L6 226L4 227L3 224L1 223V222H3V220H2ZM140 219H141V218H140ZM167 219H168L169 221H168ZM1 220H2V221H1ZM165 220H167L168 223H167ZM141 221H142V220H141ZM164 221H165V222H164ZM139 222H140V221H138L137 223L139 224ZM155 222H156V221H155ZM140 223H141V222H140ZM157 223H156V224H157ZM124 225H126V224H124ZM141 225H142V224H141ZM141 225H140V226H141ZM8 226H9V227H8ZM2 228H3V229H2ZM4 228H5V229H4ZM1 229H2L3 231H2ZM5 230H6V231H5ZM6 232H7V233H6ZM155 232H156V231H155ZM160 232H161V231H160ZM160 232H159V233H160ZM15 233H14V234H15ZM156 233H158V232H156ZM161 233H162V232H161ZM165 233H166V232H165ZM150 234H151V233H150ZM8 235H6V236L8 237ZM138 235H139V234H138ZM155 235H156V234H155ZM6 236H5V237H6ZM165 236H166V234H165ZM172 236H173V235H172ZM177 236H178V237H177ZM7 237H6V238H7ZM12 237H15V236H12ZM167 237H168V236H167ZM6 238H5V241L7 240ZM139 238H140V237H139ZM16 239H17V238H16ZM168 239H169V237H168ZM163 240H165V238H164ZM179 240H178V241H179ZM17 241H18V240H17ZM159 241H160V238H159ZM161 241H162V239H161ZM161 241H160V242H161ZM170 241H171V240H170ZM172 241H173V239H172ZM178 241H174V242H171V243L173 244V243L178 242ZM6 242H7V241H6ZM15 242H16V241H15ZM15 242H14V243L11 242V243L13 244L12 246H14V247H11V250H10V246H11L10 244H11V243H10L9 246H8L9 248L6 246V248H5L4 250H6V249L8 248V249H9V250H8L9 252L12 251V250H13L12 248H15V246H16V245H14V244H16ZM157 242H158V241H157ZM168 242H169V241H167V243H168ZM165 243H166V241H165ZM165 243H161V244H159V245L156 243L157 245L154 246V248H156V249H160V250L166 255L165 259H166L167 261H170V259L172 260V258H173L172 251L175 252L176 248L179 247V245H178L177 243H175L174 245H171V246H170V244H171L170 242H169L170 244H167V245H165ZM154 244H155V243H154ZM154 244H153V245H154ZM176 244H177V246H175ZM3 245H4V244H3ZM153 245H152V247H153ZM0 249H1V248H0ZM1 250H2L3 252H2ZM1 250H0V255H1V254H2V255L7 254V252H8L7 250H6V251H4L3 249H1ZM15 251H16V250H15ZM5 252H6V253H5ZM9 252H8V253H9ZM12 252L15 253L14 251H12ZM12 252H11V253H12ZM8 255H9V254H7V256H8ZM16 255H17V254H16ZM7 256H5V259L7 258ZM10 256H11V255H10ZM0 257H1V256H0ZM2 257H4V256H2ZM2 257H1V259H2ZM8 258H10V257L8 256ZM11 258H12L11 260L13 261V262H11V263H14L15 260H16L15 258H17V257L14 258V256H11ZM13 258H14L15 260H13ZM150 258H151V257H150ZM151 259H152V258H151ZM151 259H150V260H151ZM153 259H154V258H153ZM153 259H152V260H153ZM2 260H3V259H2ZM2 260H1V261H2ZM1 261H0L1 264H6V262L4 263V261H7V259H6V260H3V262H1ZM7 262H8V261H7ZM7 264H8V263H7ZM9 264H10V263H9Z\"/></svg>","mask_w":264,"mask_h":264}]
</instances>
